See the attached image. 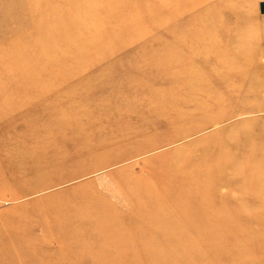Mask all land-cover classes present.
Here are the masks:
<instances>
[{
    "label": "rangeland",
    "instance_id": "1",
    "mask_svg": "<svg viewBox=\"0 0 264 264\" xmlns=\"http://www.w3.org/2000/svg\"><path fill=\"white\" fill-rule=\"evenodd\" d=\"M86 199L136 217L83 222ZM262 218L264 0H0V264H39L44 225L46 264H260L230 234Z\"/></svg>",
    "mask_w": 264,
    "mask_h": 264
},
{
    "label": "bare ground",
    "instance_id": "2",
    "mask_svg": "<svg viewBox=\"0 0 264 264\" xmlns=\"http://www.w3.org/2000/svg\"><path fill=\"white\" fill-rule=\"evenodd\" d=\"M172 2H174L175 0H171ZM190 5V8H191V4H189ZM152 7V6H151ZM174 7H175V5L174 4H171V8L172 9H174ZM189 7V6H188ZM188 9V8H187ZM193 10V9H192ZM191 9H189L188 11H192ZM172 38H175L176 40V42H178L179 44H184V45H187L188 46V49H189V51H190V53H192L193 54V56H195V52H194V50L196 49V46H198V47H202V49H204L205 47H207L208 45H207V42L206 41H204L203 42V40H197V43L196 44H194V42H195V39L193 40V39H191V38H193V37H190V35H187V32H184V33H180V32H175L173 35H172ZM202 41V42H201ZM188 42V44H186ZM193 42V43H192ZM190 43H192L193 44V46L192 45H190ZM207 45V46H206ZM173 48V46L172 45H169V46H167V48H165L166 50H170V49H172ZM196 51V50H195ZM216 53L218 54V56L219 55H221L223 52L222 51H216ZM215 53V54H216ZM178 55H179V57H181V56H185V54H186V51H183V52H181L180 51V54L179 53H177ZM184 54V55H183ZM170 55H172L171 53H168L167 54V56H165V55H163V57H167V59L169 58L168 56H170ZM202 56H201V58L202 57H204L205 58V56H203L204 55V53L203 54H201ZM182 57V58H183ZM171 58V57H170ZM182 61H180V65L182 66V63H187V62H189L188 60H185V59H181ZM219 60V59H218ZM190 62H193V61H190ZM188 66H187V68L185 69V70H187L188 72H196L197 70V66H196V64H187ZM172 67H174L172 70H177L178 68H179V62L177 63V61L176 62H174V64L173 65H171ZM180 66V67H181ZM185 67H186V65H185ZM217 76V75H216ZM209 94L211 95V101H212V103H214V102H217L218 101V99H217V97H214V92L213 91H211V92H209ZM55 118V116L54 117H52L51 119H54ZM222 120V119H221ZM214 122V121H213ZM218 122V121H217ZM216 122V123H217ZM229 151V149L227 150V148H225L224 150H223V152L224 153H227ZM235 151H236V149H235ZM239 151V149L237 148V151L236 152H238ZM241 151V150H240ZM241 157H243V156H240V157H237L236 156V158L238 159V158H241ZM239 160V159H238ZM193 161V160H192ZM194 162V161H193ZM194 164V163H193ZM169 169L172 171V172H174V174L175 173H177L178 171H179V168L177 167V165H172V166H170L169 167ZM211 169H213L212 167H206V168H204V166H201V170H200V176L202 177H204L205 178V175H209L208 176V178H210V179H208V180H203V182H201L202 183V186H203V188H205V189H207V186H210V184H213V182H219V183H224V184H229V183H231V182H233L234 180V178L233 177H231V176H229L228 174H225V175H222V176H220L219 178H218V181L217 180H215L216 178L213 176V172L211 171ZM209 170V171H208ZM208 171V172H207ZM204 173H206V174H204ZM167 174L168 173H166V176L164 177L163 175L162 176H159V177H157V178H159V180L161 181V183H160V185H159V190L157 191V188L155 189V187L153 188L154 189V195L156 196V198H158L157 199V201L159 202V200L161 199V195H162V192H163V190H162V188L164 187V184H166L167 183V180H168V178H167ZM199 177V176H198ZM233 178V179H232ZM191 179H194V178H191ZM193 181V180H192ZM162 191V192H161ZM166 195V194H165ZM165 195L163 196V197H165ZM162 197V198H163ZM87 198V197H86ZM162 200V199H161ZM185 201V199L183 200V202ZM87 205L84 207V209L81 211V213H80V218H81V220L83 221V222H94V221H98V220H100V223L102 224V220L103 219H106V218H109L110 217V219H121V218H124V217H128V218H135L136 216H135V214H133V212H125V213H123V212H120V211H118L117 209H114V213L112 214V208L108 205H105V206H103V205H101V206H99V207H96L95 205H93V201H90V200H88V199H86V202H85ZM214 209V208H213ZM214 211V210H213ZM243 213V211L241 210V212H240V214H242ZM40 215L41 216H49V215H47V214H45V212L44 211H41V213H40ZM182 215H185V212L182 214ZM181 218H182V220H183V216H181ZM260 225L258 226L257 224H256V226H254V224H249V225H247L246 224V226H242L240 223L238 224V226L237 227H235L234 228V230H232V233L230 234L229 232L226 234V235H223V236H221L222 238H224V239H226V238H228V234H230V236H232V237H235L236 235H237V233H238V231L240 230V228H245L247 231H248V233L252 236L251 238H252V240L254 239V240H256V242H262V239H263V237H264V218H262L261 220H260V223H259ZM247 227V228H246ZM52 228H53V225H44V228H43V232H41L42 234L37 238V239H33V248H32V251H33V253L34 252H38L39 253V255H40V259H39V264H46V260L45 259H43V253L44 254H46V255H50V252L49 251H46L44 248H48V247H50V246H52L53 245V230H52ZM216 230H217V228H215ZM221 230V229H220ZM42 231V230H41ZM104 231H105V229H104ZM198 238H200L201 240H203L204 242H206L207 244H211V238H208V237H201V236H199ZM204 238H205V240H204ZM208 238V239H207ZM249 238V237H248ZM245 239H247V237H240V240H242L243 242L245 241ZM213 241H215V240H213ZM36 245V246H35ZM234 251L236 252V255L235 256H231V258H230V264H245V263H243L242 262V260H244V258L247 256V254H249L250 252H251V250L249 251V247L248 246H245V245H241V246H239L238 248H234ZM207 263H206V262ZM205 261H204V264H211L212 263V261H213V259H212V257L211 256H207V258H205ZM260 262V264H264V262L263 263H261V261H259ZM169 263H172V264H178L179 263V259L178 260H176V258H174L173 260H170L169 261ZM247 263H248V258H247ZM202 264V263H201ZM251 264H253V263H251Z\"/></svg>",
    "mask_w": 264,
    "mask_h": 264
}]
</instances>
